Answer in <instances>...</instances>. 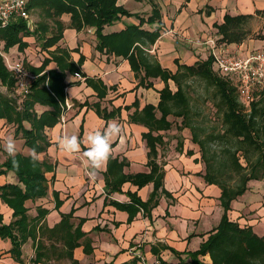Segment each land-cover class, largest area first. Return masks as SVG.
<instances>
[{
	"label": "crops",
	"instance_id": "1",
	"mask_svg": "<svg viewBox=\"0 0 264 264\" xmlns=\"http://www.w3.org/2000/svg\"><path fill=\"white\" fill-rule=\"evenodd\" d=\"M129 3L130 0L117 1L118 5L141 16L150 14L152 3L160 8L163 26L160 36L149 47L148 53L162 68L172 73L177 69L175 60L185 65L206 60L209 57L205 45L208 40H216L218 46L242 56L264 48V28L260 29L263 36L261 46L247 50L243 29V23L248 21L264 23V0H139L136 2V10L129 9ZM35 11L40 13L38 9ZM225 15L240 17L234 28H231V31L237 33L234 36L237 41H224L218 31L217 26L224 23ZM60 19L65 29L58 45L69 51L74 63H77L80 56L84 57L83 63L78 66L83 80L76 79L72 73H66L64 96L72 107L65 113V123L59 120L54 127L44 130L49 145L44 152L38 154L39 161L45 160L52 167L51 171L45 173L48 190L45 197L25 202L27 215L34 218L39 208L47 210L48 213L39 225L43 223L52 229L61 221V215L74 209L70 222L75 227L80 219L84 220L81 231L86 234L85 238L91 247L89 254L84 253L82 243L73 250V259L80 264H124L134 260L136 264H160L158 258L163 264H179L171 249L179 253L198 250L209 233L216 228L222 215L219 188L207 185L202 178L204 172L200 148L193 144L190 137L185 138L183 144L179 143L181 151L177 152L178 143L165 144L167 138L164 135L168 131L152 133L154 136L160 134L163 137V145L157 146V162L164 164L162 187L167 195H161L158 205L151 210L149 216L140 210L134 219L127 223V211L115 207L111 202L129 204V193L136 194L140 200L146 201L153 185L150 183L138 189L126 182L119 192H107L104 173L109 159L99 170H95V175L90 174L93 170L83 155L87 150L86 134L94 130L102 131L107 122L116 121L122 132L111 141L110 159L125 162L122 174L148 173V148L143 138L148 129L143 124L131 122L129 117L134 110L140 111L147 104L156 106L159 102V91L164 84L156 78L149 79L153 84L152 88L138 86L139 79L135 77L126 59L95 49L97 40L94 28L77 32L69 27V15L64 14ZM42 21L44 19L39 18L33 27ZM47 21L53 28L52 21ZM130 24H138V21L135 18L122 17L120 21L105 26L103 33L120 32ZM143 29L151 30L147 25H144ZM24 40L28 42V47L23 51H19L15 46L3 53L0 43V54L8 61H22L24 66L39 67L43 59L49 57V52L55 49L43 48L42 41H36L35 37ZM52 69H56L54 62L45 70ZM86 78L100 80L106 87L111 88L105 98L100 100V105L107 111L120 108L121 111L116 116L105 120L93 109L81 106L84 102L93 104L99 101L96 92L87 86ZM171 83L174 85L169 81V88ZM1 88L2 93H6L5 88ZM135 102L138 103L136 107L133 106ZM126 106H130V109L125 110ZM47 109L49 108L35 105L38 115ZM156 116L159 117L160 114ZM28 125L26 124L27 127ZM64 135L78 136L81 140V150L76 153L63 151L59 147L58 139ZM8 137L15 139L17 153L31 156L32 149L24 145L23 139L14 137L11 125L5 120H0V164L8 155L5 151ZM188 151H191L192 155H188ZM15 181L11 172L0 176V185ZM57 201L60 202L58 207L55 206ZM0 212L3 215V223L9 224L12 210L1 202ZM228 217L241 227L252 226L255 233L264 235V176L260 180L248 182L246 192L231 202ZM42 242L50 250L38 264H70V260L63 254L65 248L60 242L50 239L47 235L42 238ZM35 245L31 239L22 245V264H31L30 260L35 256ZM10 248L9 240L0 239V264H21L11 258ZM157 253L159 254L156 255ZM181 257L185 258V255L182 254ZM203 259L210 262L208 256Z\"/></svg>",
	"mask_w": 264,
	"mask_h": 264
},
{
	"label": "trees",
	"instance_id": "2",
	"mask_svg": "<svg viewBox=\"0 0 264 264\" xmlns=\"http://www.w3.org/2000/svg\"><path fill=\"white\" fill-rule=\"evenodd\" d=\"M117 1L28 0L27 10H40L44 21L33 27L22 18H14L6 26H0V43H2L3 53L15 46L19 51H23L28 47V42L24 39L29 37L42 41V47L45 49L55 47L49 52V57L43 59L39 67L24 66L21 61L23 67L35 76L25 96L12 95L16 87V79L7 69L4 58L0 55V87L6 90V93L0 92V120H5L8 125H11L14 137L23 139L24 145L35 149L37 153L44 152L48 147L49 142L46 140L44 130L54 127L59 122L61 105L65 100L66 73L78 72V66L84 61V57L80 56L77 63H74L69 51L58 45L65 29L60 19L64 14L70 17L69 27L77 32L85 28L95 29L97 51L126 59L135 77L139 79L138 86L152 88L153 84L149 79H160L164 86L159 91L158 104L156 106L147 104L140 111L134 110L129 117L131 122L143 124L148 129L143 134V138L148 148L147 166L150 171L125 175L121 173L125 162H117L109 158L107 170L104 173L105 188L109 193L119 192L120 187L126 182H130L138 189L152 183L153 189L146 201L140 200L136 194L129 193V204L120 205L111 202L115 207L127 211V223H130L140 210L144 215L149 216L151 210L158 205L161 195H167L162 187L165 175L164 164L157 162V146L163 145V137L160 134L154 136L152 133L170 130L172 123L168 117L171 115L181 117L184 127L190 128L188 96L182 84L189 78L204 81L206 86L213 90V96L216 99L214 105L222 118L223 135L235 140L238 147L234 152L229 153V159L224 166L219 167L215 165L213 154L212 156L209 154L207 142L200 140L194 128H190L191 141L199 146L200 160L205 166L202 178L207 185L217 186L220 190L219 202L222 215L216 228L209 233L198 250L179 253L171 249V252L178 258L179 264H264V235L255 233L252 226L241 227L228 217L231 202L246 192L248 182L260 180L264 176V111L261 108L264 99L254 98L250 111L246 113L238 99L236 87L227 78L223 79L213 70V61L210 56L193 65L179 64L175 60L177 69L174 73L162 68L148 53L149 47L160 36V29L163 26L160 8L152 3L150 14L141 16L118 5ZM122 17L135 18L138 24L127 25L120 32L103 33L105 26L120 21ZM239 19L240 17L232 18L225 15L224 23L217 26L224 41H237V38H234L237 33L231 31V28H234L235 22ZM47 20L52 21L53 28ZM144 25L152 27L151 30L143 29ZM51 62L56 64V69L46 71V67ZM169 81L174 83L176 91L172 92L169 88ZM85 82L96 92L99 101L93 104L84 102L81 106L93 109L100 118L105 120L116 116L121 111L120 108H113L111 111L101 108L100 100L105 98L111 88L97 79L86 78ZM37 104L49 109L38 115L35 110ZM137 104L135 102L133 106L136 107ZM129 107L126 106L124 109L129 110ZM157 112L160 114L159 117L156 116ZM26 124H29L28 127ZM179 143L177 150L181 151ZM236 151H241L245 166L239 162ZM187 154L192 155V152L188 151ZM16 160L19 161L18 169L13 166L9 155H6L0 164V176L11 172L16 179L14 183L0 185V203L6 204L12 210V219L9 224L3 223V215L0 212V239L10 241L11 258L22 264V245L31 239L36 245L35 256L30 263H40L42 257H45L50 250L42 242V238L47 235L50 239L62 244L65 248L63 254L70 260V264H80L73 259V250L82 243L84 253L89 254L91 247L85 238L86 234L81 231L84 220L80 219L75 227L70 222L74 209L68 214L61 215V221L52 229L47 228L43 223L39 225L48 213L47 210L39 208L34 218H29L27 215L28 209L25 207V202L46 196L48 181L45 173L51 171L52 167L45 160L33 165L31 156L20 153H17ZM224 167L233 171L234 175L238 176L237 179L234 180L233 175L225 177ZM54 195L56 196L55 193ZM59 204L60 202L57 201L55 206L58 207ZM52 249L56 248L52 247ZM182 254L185 258L181 257ZM205 256L209 257V263L203 259ZM158 260L160 264H163L161 259L158 258ZM124 264H136V260Z\"/></svg>",
	"mask_w": 264,
	"mask_h": 264
},
{
	"label": "rangeland",
	"instance_id": "3",
	"mask_svg": "<svg viewBox=\"0 0 264 264\" xmlns=\"http://www.w3.org/2000/svg\"><path fill=\"white\" fill-rule=\"evenodd\" d=\"M127 7L129 9H134V10L138 9V5L135 0H130V3L127 5ZM29 11H30L29 16L33 22L32 25H34V22L38 21L39 18H41V14L35 10L33 11L29 10ZM263 28H264V23L260 21L254 22L252 20L250 23L249 21L243 23V29L245 30L244 43L246 46H248L246 50L261 46L260 41H262L263 36L260 34L261 32L260 29ZM208 56L210 55L208 54ZM237 56L243 57L242 55L239 54H237ZM213 69L220 77L226 79V77L222 76L218 72L215 64H213ZM230 81L233 83L232 80ZM182 85L185 93L188 96V102L190 108L188 123L190 125V128L191 127L194 128V132L196 133L197 137L200 140H205L207 142V148L209 154L211 156L213 154L215 165L219 167H223L224 164L229 159V153L234 152L237 149L238 144L236 143L235 140L230 139V137L223 135L224 127L222 125L221 114L217 110V107L214 105L216 103V99L213 96V90L207 87L204 81H201L197 78H189L185 82H183ZM170 88L172 92L176 91L175 85H172ZM262 90L263 87L256 86L253 91V97L255 99L258 98L264 99V90L263 91ZM2 91L3 89L0 87V92L2 93ZM261 108L264 111V101L261 103ZM158 113L159 112H157V114ZM169 120L172 123V127L170 130H168V133H165L164 135L167 138V141L165 142L166 145L170 143L177 144L179 142L180 144H183L185 138L190 139V137H192L191 129L188 127H184V122H182L183 119L181 117H176L171 115L169 116ZM263 120H264V113H263ZM183 133L185 134V137H183ZM236 152H237L236 157L239 159V162L243 166H245V161L242 157L241 151H236ZM223 169L225 171L224 173L225 177L227 175H233L234 180L237 179L238 176L234 175L233 171L225 167ZM204 170H205V166L203 163L202 171L204 172Z\"/></svg>",
	"mask_w": 264,
	"mask_h": 264
},
{
	"label": "built area",
	"instance_id": "4",
	"mask_svg": "<svg viewBox=\"0 0 264 264\" xmlns=\"http://www.w3.org/2000/svg\"><path fill=\"white\" fill-rule=\"evenodd\" d=\"M28 0H0V26H6L14 18L32 20L27 10ZM205 45L209 55L215 64L218 72L232 80L236 87L238 99L244 106L245 111H250L251 102L254 99L253 91L256 86L264 89V48L254 50L246 56L240 57L229 52L227 48L220 47L214 40L206 41ZM7 69L16 79V87L12 95L25 96L35 76L28 72L20 61H8L2 54ZM78 80H83L80 73L73 74ZM72 107V104L64 100L61 105L59 120L65 123V113Z\"/></svg>",
	"mask_w": 264,
	"mask_h": 264
},
{
	"label": "clouds",
	"instance_id": "5",
	"mask_svg": "<svg viewBox=\"0 0 264 264\" xmlns=\"http://www.w3.org/2000/svg\"><path fill=\"white\" fill-rule=\"evenodd\" d=\"M23 2V0H21ZM122 132L121 126L116 121L107 122L106 127L101 130L90 131L86 134L87 150L83 152L93 170H99L110 158L111 141ZM59 147L69 153H76L81 150V140L76 135H64L58 139ZM5 151L12 158L13 166L19 168V161L16 160L17 144L13 137H8L5 142ZM31 161L35 165L39 161V154L35 149L31 150Z\"/></svg>",
	"mask_w": 264,
	"mask_h": 264
}]
</instances>
